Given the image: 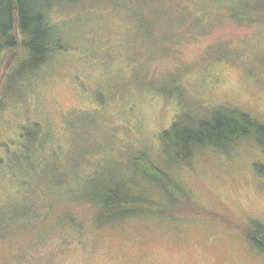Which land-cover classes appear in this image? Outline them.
I'll return each mask as SVG.
<instances>
[{
	"label": "rangeland",
	"instance_id": "374dc122",
	"mask_svg": "<svg viewBox=\"0 0 264 264\" xmlns=\"http://www.w3.org/2000/svg\"><path fill=\"white\" fill-rule=\"evenodd\" d=\"M49 20L44 66L13 79L28 60L0 52V264H264L246 234L264 225V144L160 138L215 106L264 125V0H75ZM115 185L141 206L94 221Z\"/></svg>",
	"mask_w": 264,
	"mask_h": 264
},
{
	"label": "trees",
	"instance_id": "16d2710c",
	"mask_svg": "<svg viewBox=\"0 0 264 264\" xmlns=\"http://www.w3.org/2000/svg\"><path fill=\"white\" fill-rule=\"evenodd\" d=\"M74 1L0 0V52L6 50L15 53L20 49L18 55L8 57L9 60L5 67H11L13 61L21 60L22 56L28 60L26 67H21L18 70L9 68L13 79L23 77L24 72L26 74L44 66L49 58V53L55 48H59L54 45L58 40L49 20L50 11L58 3L67 4L74 3ZM209 108V110L200 113L189 112L187 118L184 113L177 115L169 129L160 134L161 141L171 149L180 146L184 151L193 149L196 151L198 148L210 145L218 147L226 145L231 148V146H237L242 141L249 139L264 144V140L261 138V134L264 133V125L248 113L233 107L222 109L221 106H215ZM144 155L141 151L137 152L134 158L135 167L139 168L138 163L144 162L145 165L140 167L143 170L142 173L148 176L151 181H156L155 184L160 185L161 180L164 179L161 175L165 174V171L163 172L149 160L147 161ZM102 190L103 201L98 205L97 213L93 217L94 221L98 223L116 222L126 215L137 212L136 208L141 206L137 197L128 195L130 192L124 190L127 195H122L123 193L118 190L117 185L111 186L110 190H107L106 187H103ZM119 193L122 196L118 195ZM151 204L153 205L152 201ZM253 222V226L249 227L248 231V228L246 229L247 237L264 251V225L256 221Z\"/></svg>",
	"mask_w": 264,
	"mask_h": 264
}]
</instances>
